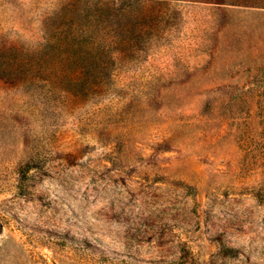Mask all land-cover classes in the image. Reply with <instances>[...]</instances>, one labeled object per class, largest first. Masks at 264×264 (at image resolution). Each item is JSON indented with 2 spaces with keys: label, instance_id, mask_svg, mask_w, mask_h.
<instances>
[{
  "label": "rangeland",
  "instance_id": "rangeland-1",
  "mask_svg": "<svg viewBox=\"0 0 264 264\" xmlns=\"http://www.w3.org/2000/svg\"><path fill=\"white\" fill-rule=\"evenodd\" d=\"M8 53L0 264H264V0H0Z\"/></svg>",
  "mask_w": 264,
  "mask_h": 264
},
{
  "label": "trees",
  "instance_id": "trees-1",
  "mask_svg": "<svg viewBox=\"0 0 264 264\" xmlns=\"http://www.w3.org/2000/svg\"><path fill=\"white\" fill-rule=\"evenodd\" d=\"M91 24L93 26L97 25L95 23ZM95 30L98 32V29L95 28ZM61 35H65V38L62 39V43L65 46L62 50V46L60 43L58 49L60 56H62V54L65 55L67 53H70L71 55H74L76 57H81L87 54H97L98 52H104L105 48H107V46L104 45V42H100L102 40V36L97 38L98 36L94 35L93 30L85 26L76 29L72 28L67 32H61ZM54 46H56V44ZM14 53L17 54V52ZM9 54L10 53L0 55V74L4 77H7V75H9L10 69H13V67L17 64H23L26 66L28 65V69L36 68L35 65L31 64V59H12L8 57L10 56Z\"/></svg>",
  "mask_w": 264,
  "mask_h": 264
}]
</instances>
